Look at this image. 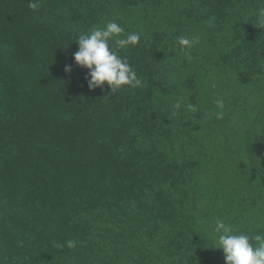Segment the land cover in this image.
Returning <instances> with one entry per match:
<instances>
[{"label":"trees","instance_id":"trees-1","mask_svg":"<svg viewBox=\"0 0 264 264\" xmlns=\"http://www.w3.org/2000/svg\"><path fill=\"white\" fill-rule=\"evenodd\" d=\"M32 2L0 0V264H225L214 219L264 231L254 0ZM108 20L141 33L121 54L142 88L89 90L74 64Z\"/></svg>","mask_w":264,"mask_h":264},{"label":"clouds","instance_id":"clouds-1","mask_svg":"<svg viewBox=\"0 0 264 264\" xmlns=\"http://www.w3.org/2000/svg\"><path fill=\"white\" fill-rule=\"evenodd\" d=\"M255 26L264 29V0H254ZM28 7L33 11L40 5L29 0ZM141 40L140 32L125 34V29L115 20H108L103 26H96L88 31H81L75 42L78 49L73 53L76 66L87 70L86 84L89 90L106 88L110 93H116L127 86L131 89L143 87L142 80L129 63L127 53L137 46ZM199 43L198 37L176 38V45L185 57L190 58V50ZM72 64L64 65L65 73L70 74ZM214 87V85H213ZM181 102L177 101L174 108L179 109ZM188 108L196 112L197 108L189 104ZM225 101L215 100V110H209V116L220 120L224 116ZM215 248L222 250L225 264H264V231H242L224 219L216 218L210 225ZM68 249H75L76 242L67 240ZM65 245H61L63 248Z\"/></svg>","mask_w":264,"mask_h":264}]
</instances>
